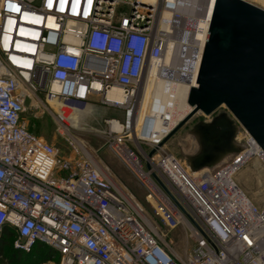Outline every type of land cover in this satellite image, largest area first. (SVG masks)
I'll return each mask as SVG.
<instances>
[{
  "label": "built area",
  "instance_id": "built-area-1",
  "mask_svg": "<svg viewBox=\"0 0 264 264\" xmlns=\"http://www.w3.org/2000/svg\"><path fill=\"white\" fill-rule=\"evenodd\" d=\"M205 2L0 0V232L15 230V248L30 252L45 244L58 253L57 263L47 260L54 264H264V205L236 181L249 160L264 162L263 149L241 128V152L192 171L161 145L173 129L161 124L171 115L142 104L144 84L155 74L190 84L173 98L191 108L199 69L196 78H185L166 59L170 45L191 38L200 19L210 26L202 17ZM114 90L124 102L108 99ZM97 98L124 110L123 119H104L102 132L165 232L85 145L71 136L78 156L65 157L23 120L28 102L48 104L58 108L62 128L65 102L92 107ZM177 227L189 241L183 256L167 237Z\"/></svg>",
  "mask_w": 264,
  "mask_h": 264
},
{
  "label": "water",
  "instance_id": "water-1",
  "mask_svg": "<svg viewBox=\"0 0 264 264\" xmlns=\"http://www.w3.org/2000/svg\"><path fill=\"white\" fill-rule=\"evenodd\" d=\"M202 17L211 22L197 85L190 86L192 108L161 142L197 113L209 116L225 106L228 111L200 120L188 131L196 142L185 155L192 171L213 168L241 152V128L264 151V0H206Z\"/></svg>",
  "mask_w": 264,
  "mask_h": 264
},
{
  "label": "rangeland",
  "instance_id": "rangeland-1",
  "mask_svg": "<svg viewBox=\"0 0 264 264\" xmlns=\"http://www.w3.org/2000/svg\"><path fill=\"white\" fill-rule=\"evenodd\" d=\"M39 96L45 103L44 92ZM43 105L35 107L30 102L27 103L23 112V120L28 130L47 144L56 148L59 153L65 157H75L78 153L75 151L74 145L70 142V137L76 139L95 153L102 161L107 163L112 171L116 173L118 179L128 186L140 198L146 211L161 225V229L165 232L166 226L156 213L154 208L145 199V190L137 180V178L129 171L124 163L114 154L112 149L107 145V137L102 132L104 127V119L109 117H119L123 119L124 110L114 105L103 104L100 100L94 99L92 107L76 101L65 102L63 105L64 118L63 127L59 126V115L55 109ZM59 111H61L59 109ZM228 111L225 106L220 107L212 115L197 113L189 122L182 126L175 134H173L165 143L164 148L174 153L183 162L188 164L185 158L186 154L192 153L196 148L195 140L188 134V131L195 123L200 120H211L214 115L220 112ZM72 112V113H70ZM59 117V118H58ZM74 137V138H73ZM243 134L241 130L238 133L237 141L242 142ZM189 166V164H188ZM236 181L249 196V198L259 206L264 205V162L254 157L244 164L236 174ZM168 239L173 240L176 252L183 256L189 241L185 239L183 228L177 227L167 234ZM14 241V240H13ZM14 245L8 247L7 252L13 250ZM35 249V248H34ZM33 250V249H32ZM57 263V259H54ZM0 264H7L5 260H0ZM21 264H54L47 262L39 257L23 254Z\"/></svg>",
  "mask_w": 264,
  "mask_h": 264
},
{
  "label": "bare ground",
  "instance_id": "bare-ground-1",
  "mask_svg": "<svg viewBox=\"0 0 264 264\" xmlns=\"http://www.w3.org/2000/svg\"><path fill=\"white\" fill-rule=\"evenodd\" d=\"M183 2L193 5L197 2V0H183ZM197 26L198 29L192 34L191 38H188V36H183L181 37V44L179 43V45H170L166 59V64H170L171 66L172 64H175V69L179 70V76H185V78L189 76H195L194 78H196L197 76L203 55V47L207 37L209 22H207L205 19H200ZM187 44L189 46H187ZM176 46L179 48L177 49L178 57L175 59ZM174 80L175 79L170 78L167 79V77H159L157 79L155 74H151L144 84V93L142 94L143 107L145 108L146 106L153 105V108L156 111L161 112L163 110H167L168 114L171 115L170 117L172 118V121L170 120L169 123L167 121L162 122L161 128L163 129L169 126V124V127L174 128L184 118V115L192 108L191 106V108L185 107L184 102H175V99L173 98H176L177 95H183L188 90L190 84ZM194 82L195 80H193L192 83ZM108 99H118L120 102H124L126 98L120 90H114L108 94ZM113 127L115 128V124ZM77 142L79 143L78 140ZM82 147L91 154V151H88L85 146Z\"/></svg>",
  "mask_w": 264,
  "mask_h": 264
},
{
  "label": "trees",
  "instance_id": "trees-1",
  "mask_svg": "<svg viewBox=\"0 0 264 264\" xmlns=\"http://www.w3.org/2000/svg\"><path fill=\"white\" fill-rule=\"evenodd\" d=\"M15 237V230L8 226L0 232V260H5L7 264H21L23 254L39 257L44 261L52 258L59 260L56 250L42 243H37L34 246L35 249L33 248L30 252H25L13 246V250L8 253L7 249L13 245Z\"/></svg>",
  "mask_w": 264,
  "mask_h": 264
}]
</instances>
